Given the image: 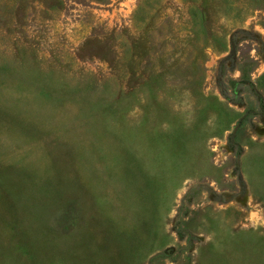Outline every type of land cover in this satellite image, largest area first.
I'll use <instances>...</instances> for the list:
<instances>
[{
    "label": "rangeland",
    "instance_id": "1",
    "mask_svg": "<svg viewBox=\"0 0 264 264\" xmlns=\"http://www.w3.org/2000/svg\"><path fill=\"white\" fill-rule=\"evenodd\" d=\"M0 264H264V0H0Z\"/></svg>",
    "mask_w": 264,
    "mask_h": 264
}]
</instances>
